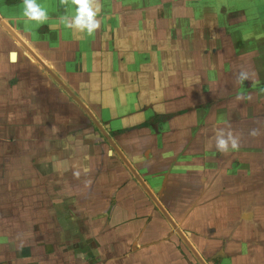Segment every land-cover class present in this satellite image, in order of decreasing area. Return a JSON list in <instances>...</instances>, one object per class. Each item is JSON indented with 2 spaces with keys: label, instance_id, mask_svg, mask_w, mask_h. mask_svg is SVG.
Returning <instances> with one entry per match:
<instances>
[{
  "label": "crops",
  "instance_id": "0c3cea01",
  "mask_svg": "<svg viewBox=\"0 0 264 264\" xmlns=\"http://www.w3.org/2000/svg\"><path fill=\"white\" fill-rule=\"evenodd\" d=\"M23 2L0 0V17L91 111L205 263L264 264V63L224 53L213 81L202 79L171 69L181 57L165 54L160 32L187 27L161 11L135 46L128 8L118 21L97 0L89 35L62 22L74 0H36L43 23L23 17ZM140 46L152 54L129 63ZM152 112L167 120L146 128ZM87 118L0 25V264H199L104 138L81 135ZM218 134L238 148L219 151Z\"/></svg>",
  "mask_w": 264,
  "mask_h": 264
},
{
  "label": "rangeland",
  "instance_id": "374dc122",
  "mask_svg": "<svg viewBox=\"0 0 264 264\" xmlns=\"http://www.w3.org/2000/svg\"><path fill=\"white\" fill-rule=\"evenodd\" d=\"M102 1L103 13H118V21L126 17L125 11L128 8L126 12H129V39L133 30V35H135L134 45L137 41L136 36H140V33H146L142 31L144 22L148 23L145 27L147 31H151L149 22H157L153 12L161 11L159 21L166 19L169 23L176 22L180 27H187V30L181 32H178V28L172 31L169 30V27H165L166 31L160 32L161 37L166 42L167 52L165 54L181 57V63L171 64L172 70H180L182 73L188 72L189 75L196 74L199 78L203 79L205 77V79L213 81V76L215 78L216 75H211L208 71L221 70V64L216 62L215 57L224 53L225 55H239L241 58L242 55H246V58L254 57L256 62L264 63V0ZM174 13L175 15H173ZM187 31L197 38L185 36ZM151 34L152 32L149 33L150 37H152ZM161 48L159 47L160 51H162ZM132 50H134L132 54L135 58L130 59L129 55V63L133 59L138 62L139 56L144 52L152 54L153 47L140 46L138 48L133 47ZM154 51L156 53L157 49ZM13 54L10 55L12 61L14 58L17 59L16 55L13 56ZM189 56L193 58V61L189 59ZM248 60L247 65L252 64L253 60ZM151 65V63L145 64V69ZM150 68L152 70V67ZM217 74L222 75L223 72L219 71ZM90 122L88 121V124L92 123ZM90 126L92 129L90 131L84 130L81 135L93 133V135L102 138L94 128V124ZM85 139L84 141L88 144L90 138ZM56 143L55 148L61 145L60 140H57ZM85 146L87 145H81L80 147L84 153L89 154L90 150ZM59 157L61 156L59 155Z\"/></svg>",
  "mask_w": 264,
  "mask_h": 264
},
{
  "label": "clouds",
  "instance_id": "9594fccd",
  "mask_svg": "<svg viewBox=\"0 0 264 264\" xmlns=\"http://www.w3.org/2000/svg\"><path fill=\"white\" fill-rule=\"evenodd\" d=\"M74 2L76 5L75 13L70 17H63L62 22L68 28H74L91 35L100 27L101 21L98 17L101 12V5L97 0H74ZM22 15L27 21L43 23L48 19L47 10L38 4L36 0H24ZM241 75L243 78H247L244 73ZM229 145L233 150L239 146L237 139L230 134L227 138L222 134L217 135L216 147L219 151H228Z\"/></svg>",
  "mask_w": 264,
  "mask_h": 264
},
{
  "label": "water",
  "instance_id": "95a60500",
  "mask_svg": "<svg viewBox=\"0 0 264 264\" xmlns=\"http://www.w3.org/2000/svg\"><path fill=\"white\" fill-rule=\"evenodd\" d=\"M0 25L6 30V32L15 39V41L28 53H30L37 61L39 66L54 80V82L83 110V112L87 115L89 120L94 124V126L97 128V130L100 132V134L103 136V138L106 140V142L111 146L112 150L115 152V154L120 158L124 166L129 170V172L133 175V177L136 179V181L140 184V186L143 188V190L147 193V195L150 197V199L153 201L155 206L158 208V210L161 212V214L164 216V218L167 220V222L171 225V227L175 230V232L178 234V236L181 238L183 243L187 246V248L190 250V252L193 254L195 259L198 261L199 264H206L205 261L201 258V256L196 252V250L193 248L191 243L188 241V239L185 237V235L182 233V231L177 227L175 222L172 220V218L169 216L167 211L161 206L157 198L153 195V193L150 191V189L147 187V185L143 182L142 178L137 174L135 169L131 166L129 161L125 158V156L122 154V152L119 150L117 145L113 142V140L110 138V136L107 134V132L104 130V128L101 126V124L98 122V120L94 117V115L91 113V111L79 100V98L59 79V77L56 76V74L51 71L48 67H46L30 50V48L20 39V37L9 27V25L0 17Z\"/></svg>",
  "mask_w": 264,
  "mask_h": 264
},
{
  "label": "flooded vegetation",
  "instance_id": "af4514ba",
  "mask_svg": "<svg viewBox=\"0 0 264 264\" xmlns=\"http://www.w3.org/2000/svg\"><path fill=\"white\" fill-rule=\"evenodd\" d=\"M171 118V117H169ZM167 119H165L164 116H160L158 115L157 113L155 112H152L147 118H146V124H145V127L146 128H151L153 125H156V124H160L162 122H165ZM96 128V127H95ZM97 130V129H96ZM109 135V134H108ZM102 136V135H101ZM103 137V136H102ZM111 138V136H110ZM105 140V139H104ZM106 141V140H105ZM114 152V151H113ZM115 153V152H114ZM133 176V175H132ZM135 179V178H134ZM136 181V179H135ZM137 182V181H136ZM138 183V182H137ZM139 184V183H138ZM140 185V184H139ZM148 187V186H147ZM142 188V187H141ZM149 188V187H148ZM143 189V188H142ZM147 194V193H146ZM150 198V197H149ZM176 224V223H175ZM172 228V227H171ZM173 229V228H172ZM174 230V229H173ZM175 232V230H174ZM176 233V232H175ZM183 233V232H182ZM177 234V233H176ZM178 235V234H177ZM180 238V237H179ZM181 239V238H180ZM183 242V241H182ZM184 244V243H183ZM185 245V244H184ZM186 246V245H185ZM187 248V246H186ZM187 250L190 252V250L187 248ZM191 253V252H190ZM191 255L193 256V254L191 253ZM194 257V256H193ZM195 259V257H194ZM196 260V259H195ZM196 262H198L196 260Z\"/></svg>",
  "mask_w": 264,
  "mask_h": 264
}]
</instances>
